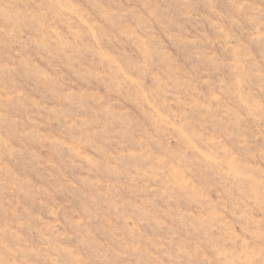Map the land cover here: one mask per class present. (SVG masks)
Listing matches in <instances>:
<instances>
[{"label": "rangeland", "instance_id": "obj_1", "mask_svg": "<svg viewBox=\"0 0 264 264\" xmlns=\"http://www.w3.org/2000/svg\"><path fill=\"white\" fill-rule=\"evenodd\" d=\"M0 264H264V0H0Z\"/></svg>", "mask_w": 264, "mask_h": 264}]
</instances>
